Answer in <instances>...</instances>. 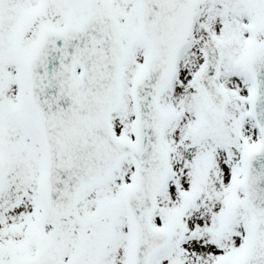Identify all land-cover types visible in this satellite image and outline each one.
<instances>
[{
	"label": "snow or ice",
	"instance_id": "6c2138e0",
	"mask_svg": "<svg viewBox=\"0 0 264 264\" xmlns=\"http://www.w3.org/2000/svg\"><path fill=\"white\" fill-rule=\"evenodd\" d=\"M0 264H264V0H0Z\"/></svg>",
	"mask_w": 264,
	"mask_h": 264
}]
</instances>
